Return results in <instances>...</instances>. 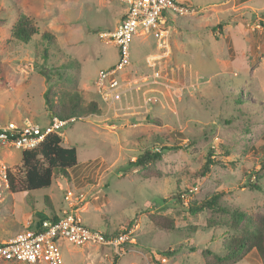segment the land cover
Wrapping results in <instances>:
<instances>
[{
	"label": "rangeland",
	"instance_id": "1",
	"mask_svg": "<svg viewBox=\"0 0 264 264\" xmlns=\"http://www.w3.org/2000/svg\"><path fill=\"white\" fill-rule=\"evenodd\" d=\"M178 1L190 12L169 21L167 56L152 61L166 75L167 87L158 86L162 104L121 117L109 110L95 82L100 70L118 61V48L100 35L118 26L126 5L0 0V124L30 120L46 126L51 115L44 94L52 89L58 99L78 93L86 105L96 101L101 109L100 115L61 130L63 144L78 151L68 178L56 175L49 188L5 194L0 241L29 221L38 224L60 215L67 193H83L78 213L84 224L123 233L127 241L118 251L60 241L63 264H205V249L224 253L227 235L233 233L230 217L209 209L192 216L190 205L218 193L220 206L264 213V0ZM20 14L38 28L28 44L11 33ZM46 33L53 41L43 38ZM161 53L156 32L139 31L132 38L130 65L116 78L124 83L151 77L149 61ZM136 99L127 93L115 106ZM146 151H162L163 158L148 171L130 166ZM0 157L21 189L22 152L4 146ZM209 157L217 164L198 179ZM248 182L260 189L247 187ZM152 215L174 219L176 230L155 226ZM239 264L262 262L253 251Z\"/></svg>",
	"mask_w": 264,
	"mask_h": 264
},
{
	"label": "built area",
	"instance_id": "2",
	"mask_svg": "<svg viewBox=\"0 0 264 264\" xmlns=\"http://www.w3.org/2000/svg\"><path fill=\"white\" fill-rule=\"evenodd\" d=\"M126 5L118 26L110 32L100 35L101 39L113 42L118 48V61L109 69H102L97 74L95 87L98 94L108 105L109 110L114 109L121 117L138 115L147 111L149 104H162L159 97L160 87H167L163 80L166 75L162 69H156L152 61H160L167 55L163 54L169 48L167 37L168 30L165 28L169 21L176 16L186 15L190 12L189 6L181 5L178 0H113ZM140 29V30H139ZM139 31L149 33L155 31L158 37V49L162 51L160 56L150 59V66L154 68L151 77L144 80H129L120 83L116 76L130 65L131 42L134 35ZM152 86V87H151ZM142 91V100L139 93ZM136 96V101L120 104L116 108V102H121L126 94ZM77 120L72 117L66 120L53 118L46 126L26 120L18 124L9 122L0 124V147H11L21 152L39 148L50 135L63 137V127ZM11 167L0 157V203L9 192L11 182ZM184 197V196H183ZM83 193L69 192L65 196L67 208L62 209L57 220L47 218L38 224L27 222L22 230L8 240L0 241V260L23 264H63V256L59 242L68 241L79 247L90 244L122 249L127 241L125 234H110L98 228H91L84 224L79 215V208L85 201Z\"/></svg>",
	"mask_w": 264,
	"mask_h": 264
},
{
	"label": "trees",
	"instance_id": "3",
	"mask_svg": "<svg viewBox=\"0 0 264 264\" xmlns=\"http://www.w3.org/2000/svg\"><path fill=\"white\" fill-rule=\"evenodd\" d=\"M37 32L38 28L34 20L24 14L18 16L11 29L14 39L24 44L30 43ZM43 38L53 41L51 35L47 33L43 34ZM44 97L46 100L45 108L50 112L51 120L53 118L66 120L72 117L84 119L101 114L98 102L91 101L86 105L83 97L78 93L64 94L58 99L57 93L52 89L47 91ZM164 150L170 149L165 147ZM162 158V151H146L136 161L130 162V166L148 171ZM77 163V147H66L62 137L50 135L36 150L22 152L23 179L20 181L21 189L17 188L16 175L11 173V186L8 193L31 192L49 188L52 186L56 175L68 178V172L76 167ZM215 164H217L216 161L209 157L207 163L196 173V177L198 179L204 178ZM246 186L256 190L260 189L256 183L248 182ZM220 196L221 194L216 193L211 199L200 204L194 203L188 207L192 216L209 209L230 217V229L233 233L227 235L224 253L218 255L209 249H205L202 252L205 264H239L253 251L258 254L262 264H264V213L250 214L243 209H230L220 206L218 203ZM178 197L180 198V195ZM51 218L53 220L58 219L57 215ZM150 218L155 226L161 229L172 232L176 230L174 219L168 216L152 215Z\"/></svg>",
	"mask_w": 264,
	"mask_h": 264
},
{
	"label": "crops",
	"instance_id": "4",
	"mask_svg": "<svg viewBox=\"0 0 264 264\" xmlns=\"http://www.w3.org/2000/svg\"><path fill=\"white\" fill-rule=\"evenodd\" d=\"M59 216V214L57 215V217ZM104 231H106V229L104 230ZM108 231H110L109 229H108ZM108 231H106V232H108Z\"/></svg>",
	"mask_w": 264,
	"mask_h": 264
}]
</instances>
